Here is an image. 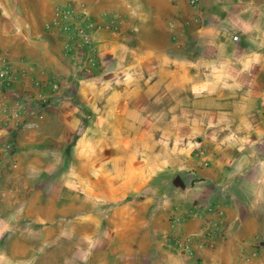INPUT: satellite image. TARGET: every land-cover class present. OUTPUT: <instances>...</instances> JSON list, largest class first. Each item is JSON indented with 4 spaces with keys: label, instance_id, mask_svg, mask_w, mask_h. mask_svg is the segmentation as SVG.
I'll return each mask as SVG.
<instances>
[{
    "label": "crops",
    "instance_id": "obj_1",
    "mask_svg": "<svg viewBox=\"0 0 264 264\" xmlns=\"http://www.w3.org/2000/svg\"><path fill=\"white\" fill-rule=\"evenodd\" d=\"M118 7L89 66L0 0V47L31 69L7 98L27 87L36 123L0 129V264H259L264 0ZM52 79L56 92L33 85ZM208 205L225 214L221 237L173 250L202 239Z\"/></svg>",
    "mask_w": 264,
    "mask_h": 264
},
{
    "label": "built area",
    "instance_id": "obj_2",
    "mask_svg": "<svg viewBox=\"0 0 264 264\" xmlns=\"http://www.w3.org/2000/svg\"><path fill=\"white\" fill-rule=\"evenodd\" d=\"M186 3L191 8H196L200 0H186ZM57 25L64 37L63 54L72 58L75 62L91 65L93 61V53L98 47L96 32L111 28L110 26L95 25L89 14L82 5H76L69 10H64L61 13L60 21ZM31 69L21 68L14 69L7 51L0 50V129L7 130L12 128H22L30 131L36 128L34 120V110L31 109L28 101L31 99V94L27 87H23L20 91L22 99L16 100L14 103H9L7 94L13 85L24 86L28 73ZM45 71L40 70L39 74L44 75ZM59 80L52 79L48 81H33L34 87H47L48 92H56L59 89ZM42 105H45L46 97L40 100ZM4 153L10 155L12 152V143L3 146ZM211 218L205 222L201 228V237L195 238L192 236L171 241L170 245L173 250L185 252L187 256L194 255L193 246H201L204 242L210 247L221 237L225 214L222 210L214 208L210 205L204 210ZM202 240V241H201ZM252 259L259 261V264H264V234L254 237L252 240V250L248 254Z\"/></svg>",
    "mask_w": 264,
    "mask_h": 264
},
{
    "label": "rangeland",
    "instance_id": "obj_3",
    "mask_svg": "<svg viewBox=\"0 0 264 264\" xmlns=\"http://www.w3.org/2000/svg\"><path fill=\"white\" fill-rule=\"evenodd\" d=\"M14 9V16L24 22L35 25L49 43L56 47L58 54L63 55L64 37L57 25L61 13L76 5H82L93 23L97 26H109L112 19L122 17L129 9L118 7V1L126 0H8ZM122 7V6H121ZM126 16V15H125ZM38 19V23L36 19ZM0 50L7 51L0 47Z\"/></svg>",
    "mask_w": 264,
    "mask_h": 264
}]
</instances>
